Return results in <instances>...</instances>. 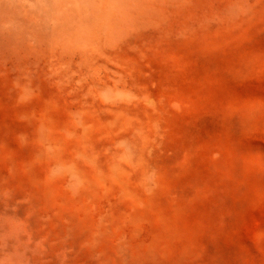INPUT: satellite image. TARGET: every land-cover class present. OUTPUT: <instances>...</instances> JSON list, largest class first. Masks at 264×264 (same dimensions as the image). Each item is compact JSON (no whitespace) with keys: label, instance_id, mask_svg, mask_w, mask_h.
<instances>
[{"label":"rangeland","instance_id":"374dc122","mask_svg":"<svg viewBox=\"0 0 264 264\" xmlns=\"http://www.w3.org/2000/svg\"><path fill=\"white\" fill-rule=\"evenodd\" d=\"M0 264H264V0H0Z\"/></svg>","mask_w":264,"mask_h":264}]
</instances>
